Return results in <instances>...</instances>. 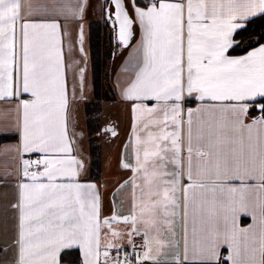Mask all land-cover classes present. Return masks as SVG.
Wrapping results in <instances>:
<instances>
[{
	"label": "snow or ice",
	"instance_id": "obj_1",
	"mask_svg": "<svg viewBox=\"0 0 264 264\" xmlns=\"http://www.w3.org/2000/svg\"><path fill=\"white\" fill-rule=\"evenodd\" d=\"M111 2L119 39L127 46L133 21L122 0ZM133 8L142 30V66L124 96L155 101L151 107L144 103L133 107V171L142 183L133 179L132 209L122 217L124 223L131 221L133 233H140L138 224L143 228L142 260L160 264L157 257L166 248L179 247L178 241L165 238V231L174 237L175 218L180 216L183 261L214 264L219 248L226 245L231 264H241L243 236L246 264H264V228L258 239L252 237L250 247V229L238 225L241 214H251L256 221L245 196L250 191L245 182L250 180L260 181L256 207L264 225V115L250 124L244 122L246 102L264 98V45L241 57L228 55L239 44L235 37L244 28L243 21L264 14V0H152L144 8L133 0ZM49 11L46 0L35 5L28 2L27 11L25 0H0V100L31 95V100L20 99L17 104L21 141L17 151L43 154L42 159L23 161L18 200L12 205L18 211L17 264H56L61 249L74 246L84 254V264H100L99 197L95 185L76 179L83 165L70 155L72 148L62 122L66 100L57 17L65 12L78 16L83 6L75 11L66 0H53V15ZM185 94H195L201 101L236 103L221 109L226 120L209 123L204 130L200 121L194 122L191 110L187 120L183 118ZM257 106L264 114V103ZM213 110L215 115V106ZM225 125L231 136L223 131ZM253 129L259 134V147L253 143ZM245 132L247 156L243 152ZM227 141L240 142L239 155L235 149L231 155L221 149ZM169 164L173 165L171 171ZM33 166L36 170L29 171ZM184 179L188 182L182 183ZM231 181H240L241 186H232ZM209 193L211 198L203 203L210 207L204 208L200 198ZM190 202L198 215L205 213L213 222L206 230L198 229L193 219L191 249ZM118 219L115 214L111 217L112 221ZM221 220L222 230L218 227ZM103 225L110 226V221L104 219ZM111 234L119 235L116 231ZM104 256L108 258L109 253L105 251ZM115 264L122 262L116 258ZM174 264H182L179 253Z\"/></svg>",
	"mask_w": 264,
	"mask_h": 264
},
{
	"label": "crops",
	"instance_id": "obj_2",
	"mask_svg": "<svg viewBox=\"0 0 264 264\" xmlns=\"http://www.w3.org/2000/svg\"><path fill=\"white\" fill-rule=\"evenodd\" d=\"M31 2L33 5L39 2H45V0H25V11H27V3ZM49 5L50 11L48 15H53L52 4L53 0H46ZM123 6L129 15V18L133 21L131 26V37L125 44H121L118 49H115L113 53L110 50L105 51L103 47L99 52V44L101 43V37L104 35L105 27L103 21L100 19L99 10H97V0H66V3L75 11H78L79 6H83V12L78 16H74L65 12L64 15L57 17V22L60 24L59 35V48L61 50L63 61V91L66 100V106L62 111V122L67 134V138L72 148L71 157H75L79 160L83 167L78 169L77 181L81 184H93L95 185V193L99 197V219L101 222V235H100V264H115L114 260L109 256L106 258L104 252L107 251L109 245L111 247H137L140 250L141 262L139 264H154L152 260H142V255L145 249L142 247L144 243L143 228L141 225L137 227L141 228L139 234L132 232L131 221L124 223L122 217L130 215L132 209L133 199V179L135 178L136 184H141L140 177L133 171L136 167V152L134 148L135 137L133 134V107L136 104L144 103L149 107L155 104V101H133L126 99L124 96L125 90L136 79V73L142 66V49L140 47L142 41L141 26L136 19L133 0H122ZM151 0H142L141 5H137L144 8L145 5H149ZM102 14H110L114 18L115 6L111 0H102L101 2ZM43 15V13H41ZM259 14V13H258ZM250 18V17H249ZM114 23V22H113ZM244 23V21H243ZM93 25V27H92ZM88 27H90V38L93 30L97 29L98 38L96 40L98 46V58H103L102 52L104 51L108 58H105L104 69L107 89L104 93L98 91V97H95V91L93 89L92 80V51H88V43L86 40ZM110 27L114 32H117V24H112ZM111 29V30H112ZM119 30V29H118ZM118 33V32H117ZM70 36V37H69ZM100 37V38H99ZM68 38H71V50H72V63L69 62L68 52ZM121 42V41H120ZM92 45V44H91ZM264 45L261 43L248 51L253 50L256 47ZM247 51V52H248ZM245 52L241 55H230L232 57H241L247 54ZM104 55V56H105ZM99 60V59H98ZM101 60V59H100ZM81 70L83 72L81 73ZM101 67H99V76H101ZM90 76L92 87V102L96 107L101 106L100 101H107L110 106H115L110 110L107 120L104 122H98L94 124L90 133L88 132L85 124V116L87 104L90 102ZM101 82V78L99 79ZM99 82V83H100ZM88 98L83 97L86 93ZM20 99L31 100L30 94H21V97L15 100L3 99L0 100V134L14 135L16 138L11 141H6L0 144V264H17L18 261V247L15 243L18 232V211L12 207L18 200V185L23 180V161L24 160H36L42 159L43 154L28 152L21 153L17 151L20 145V134L18 131V122L20 120V114L16 111L17 104ZM258 99V98H256ZM255 99V100H256ZM247 101L248 113L244 117V122L247 124L252 123L254 119H260L262 117L261 111L257 105L259 102ZM77 104V111L84 115L82 126L73 127L75 122L71 119L72 103ZM236 102L229 101H201L196 98L195 94L191 96L185 94L181 101V109L183 112V118L187 120V113L191 110L193 112V120L200 121L202 128L207 129L209 123H214L222 118L226 120V117L222 116L221 109L228 104ZM94 107L92 104H90ZM118 106V107H116ZM213 106H215V115H213ZM85 107V108H84ZM91 107V108H92ZM111 108V107H110ZM200 109L199 112L196 110ZM120 110V111H119ZM94 113V112H93ZM95 114V113H94ZM90 115H92L90 113ZM230 115V114H229ZM117 119V120H116ZM75 121V120H74ZM117 122V124H116ZM98 125V126H97ZM107 125H111V129L105 128ZM138 128L141 127L139 121H137ZM227 135L231 136L230 127L225 125L223 129ZM114 133V134H113ZM248 133H244L243 152L245 156L248 153ZM253 143L258 147L261 143L259 134L256 129H253ZM221 149L232 154V150L235 149L236 155L241 152L240 142L233 143L227 141L220 145ZM184 155H187L185 152ZM195 165L196 159L193 158ZM129 165L124 167L123 165ZM169 171L172 170L173 165H168ZM33 166L29 171H35ZM42 170V167L41 169ZM184 179L182 183H187ZM250 186V191L245 193L247 202L249 204V212L255 213L256 221L254 222L251 214H241L238 217V225L240 228L250 229L248 233L249 244L252 246V237L259 238L261 229L264 225L260 223L259 211L256 207L257 194L259 193V180H250L245 182ZM232 186L240 187V181H231ZM199 191V190H195ZM136 196H140V188L135 189ZM190 195L192 193L190 192ZM219 195V194H218ZM227 193H224V197H227ZM239 196V193L236 194ZM211 194H206L205 197L200 198L202 207H210L209 204L203 203V200L210 199ZM194 205L190 202L189 208V223H188V240L189 247L192 246V228L193 219H196V227L198 229H208L212 227V221L209 220L205 213L199 215L194 211ZM117 215L121 219L112 221L111 217ZM108 219L109 225H103V220ZM175 224V236L172 237L165 231V238L174 239L179 242V247L166 248L162 254L157 258L160 264H174L176 254L179 253L182 264H193L190 261H183L184 254V230L183 223L180 216H177ZM218 227L223 229V221L221 220ZM112 231L119 233L118 236H113ZM131 233V235H130ZM244 237H240V261L241 264H246V254L243 247ZM66 250H77L80 258L79 262H63L60 260V255ZM155 254V253H154ZM219 259L214 264H231V260L228 257L231 255L229 248L224 245L219 248ZM191 255V252H190ZM250 255V253H249ZM56 264H84V254L78 247L61 249L56 257Z\"/></svg>",
	"mask_w": 264,
	"mask_h": 264
},
{
	"label": "rangeland",
	"instance_id": "obj_3",
	"mask_svg": "<svg viewBox=\"0 0 264 264\" xmlns=\"http://www.w3.org/2000/svg\"><path fill=\"white\" fill-rule=\"evenodd\" d=\"M102 0H97V10H99V15H100V19L102 21H104L103 18V14H102V7H101V3ZM106 17V16H105ZM93 27V25H92ZM97 29L93 30L92 28V33H91V38L89 40L90 45L92 44V67H93V71H92V80H93V89L95 91V97H98L97 92L101 91V93H104L105 90L107 89V83L106 81H108V78H105V69H104V63H105V58H108L105 54V52L103 51V58H101V56L98 58V52H97ZM70 37V36H69ZM71 38H68V45L69 47L71 46L70 40ZM72 50L71 47L69 48V52H68V59L69 62L72 63ZM105 55V56H104ZM99 59V60H98ZM101 59V60H100ZM99 67H101L102 71H101V76H99ZM101 78V82L99 81V79ZM91 76H90V100L86 99V101L90 102V104L93 105L92 102V87H91ZM100 82V83H99ZM88 92H86L83 97L88 98L89 95H87ZM90 104H87L85 107L86 108V113L87 115L84 117V115H82L81 113H79L76 109L77 104L75 102L72 103V108H71V119L72 122H75V124H73V127L76 128L77 126H82V122L84 121L83 117L85 118V124H83V126L87 128L88 132L90 133V130H92V128L94 127V124L98 122H104L105 120H107L108 118V114H110V110L114 109L115 106H110L109 103L107 101H100L101 106L96 107V105L94 107H92ZM84 107V108H85ZM92 107V108H91ZM111 107V108H110ZM118 107V106H116ZM120 111V110H119ZM95 114H94V113ZM90 113L92 115H90ZM75 120V121H74ZM117 120V119H116ZM117 124V122H116ZM98 126V125H97Z\"/></svg>",
	"mask_w": 264,
	"mask_h": 264
},
{
	"label": "trees",
	"instance_id": "obj_4",
	"mask_svg": "<svg viewBox=\"0 0 264 264\" xmlns=\"http://www.w3.org/2000/svg\"><path fill=\"white\" fill-rule=\"evenodd\" d=\"M135 4L141 5L142 0H135ZM244 25V28L238 30L239 35L235 37L239 41V44L229 49L228 55H241L249 49L264 43V14H257L256 16L246 19ZM255 102L262 104L264 103V98H258ZM15 138L14 135L0 134V144L14 140ZM60 260L63 262L76 263L80 261V258L77 250H66L61 253Z\"/></svg>",
	"mask_w": 264,
	"mask_h": 264
},
{
	"label": "flooded vegetation",
	"instance_id": "obj_5",
	"mask_svg": "<svg viewBox=\"0 0 264 264\" xmlns=\"http://www.w3.org/2000/svg\"><path fill=\"white\" fill-rule=\"evenodd\" d=\"M113 11L112 12L109 11V14L104 13L103 25L105 27V30H103L104 31V35L101 37V43L99 44V52L102 51V49L104 47L105 51L108 48V50H110V52L113 53L114 50L118 49L120 47V45L122 44L120 42V39H119V34H118L119 33V30H118L119 26H118V24H117V32L118 33L114 32L113 29L110 27V25L114 24L113 22L115 20V15H114V18L112 17V15H110V14L113 13ZM96 37L98 38V35ZM86 40H87V43H88V51L90 53V48H92V45H90V43H89V40H90V27H88ZM97 52H98V48H97Z\"/></svg>",
	"mask_w": 264,
	"mask_h": 264
},
{
	"label": "built area",
	"instance_id": "obj_6",
	"mask_svg": "<svg viewBox=\"0 0 264 264\" xmlns=\"http://www.w3.org/2000/svg\"><path fill=\"white\" fill-rule=\"evenodd\" d=\"M107 252L114 262L116 258H119L122 264H139L141 262L140 250L137 247H110Z\"/></svg>",
	"mask_w": 264,
	"mask_h": 264
},
{
	"label": "water",
	"instance_id": "obj_7",
	"mask_svg": "<svg viewBox=\"0 0 264 264\" xmlns=\"http://www.w3.org/2000/svg\"><path fill=\"white\" fill-rule=\"evenodd\" d=\"M125 9V8H124ZM126 11V10H125ZM105 128H107V129H111L112 128V126L111 125H107ZM114 134V133H113Z\"/></svg>",
	"mask_w": 264,
	"mask_h": 264
}]
</instances>
